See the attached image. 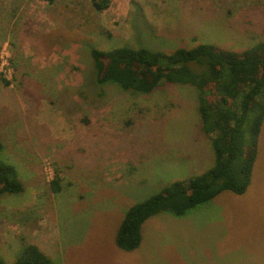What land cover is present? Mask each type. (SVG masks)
Masks as SVG:
<instances>
[{
  "label": "rangeland",
  "instance_id": "374dc122",
  "mask_svg": "<svg viewBox=\"0 0 264 264\" xmlns=\"http://www.w3.org/2000/svg\"><path fill=\"white\" fill-rule=\"evenodd\" d=\"M32 4L16 31L1 18L0 158L25 185L0 197L5 263L34 243L53 264H264V122L246 192L223 191L183 216L162 212L144 222L140 247L117 246L128 207L208 170L216 155L196 87L134 94L100 84L91 55L200 43L242 52L264 39V0H110L101 11L93 0ZM255 115L243 127L248 142Z\"/></svg>",
  "mask_w": 264,
  "mask_h": 264
},
{
  "label": "trees",
  "instance_id": "16d2710c",
  "mask_svg": "<svg viewBox=\"0 0 264 264\" xmlns=\"http://www.w3.org/2000/svg\"><path fill=\"white\" fill-rule=\"evenodd\" d=\"M109 3L110 0H93L98 10L108 8ZM91 55L96 81L100 84L113 81L134 94L150 93L171 83L196 87L202 127L211 136L216 155L214 165L208 170L173 181L128 207L116 234L119 248L133 251L140 247L144 222L162 212L183 216L223 191L246 192L264 122V39L242 52L200 43L172 52L128 45L108 50L92 48ZM4 82L9 83L6 79ZM255 110L252 140L248 142L243 127L247 114ZM3 146L0 140V150ZM53 184L58 192L59 179H54ZM24 190L16 167L0 158V197ZM0 264H6L2 256ZM15 264L53 263L44 250L30 243L20 250Z\"/></svg>",
  "mask_w": 264,
  "mask_h": 264
},
{
  "label": "crops",
  "instance_id": "0c3cea01",
  "mask_svg": "<svg viewBox=\"0 0 264 264\" xmlns=\"http://www.w3.org/2000/svg\"><path fill=\"white\" fill-rule=\"evenodd\" d=\"M20 1L23 2V5L25 4L26 6H20ZM33 0H0V31L5 28V26H3V23L1 25V18L2 21L4 22V17H6V24H10L12 31H16V25L19 23V18H21V20L24 18V9L25 10H33V4H32ZM17 3V4H16ZM24 8V9H23ZM97 11H101L96 9ZM26 13V12H25ZM30 25L33 26V29H35V24L30 23ZM28 25V27L30 26ZM41 30V29H39ZM4 33V30H2ZM40 67V65L38 66V68ZM40 68H43V66H41ZM28 76L25 75V78H27ZM69 85V84H68ZM68 90L71 91V86H67ZM68 91L69 95H71V93ZM139 178L136 180L135 182H142L143 178L141 175H138ZM250 186V185H249ZM161 214V213H160ZM159 215V214H158ZM157 216V215H156ZM154 216V217H156ZM150 219V218H149ZM177 220H181V219H177Z\"/></svg>",
  "mask_w": 264,
  "mask_h": 264
},
{
  "label": "built area",
  "instance_id": "2783aa9c",
  "mask_svg": "<svg viewBox=\"0 0 264 264\" xmlns=\"http://www.w3.org/2000/svg\"><path fill=\"white\" fill-rule=\"evenodd\" d=\"M1 57H2V59L7 63V55H6V57H4V55H1Z\"/></svg>",
  "mask_w": 264,
  "mask_h": 264
}]
</instances>
